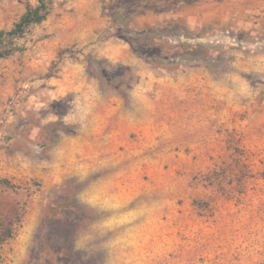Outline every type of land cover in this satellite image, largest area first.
<instances>
[{
	"label": "rangeland",
	"instance_id": "374dc122",
	"mask_svg": "<svg viewBox=\"0 0 264 264\" xmlns=\"http://www.w3.org/2000/svg\"><path fill=\"white\" fill-rule=\"evenodd\" d=\"M38 4L0 0V31ZM50 6L0 58L1 264H264V0ZM84 82L154 134L85 157Z\"/></svg>",
	"mask_w": 264,
	"mask_h": 264
},
{
	"label": "crops",
	"instance_id": "0c3cea01",
	"mask_svg": "<svg viewBox=\"0 0 264 264\" xmlns=\"http://www.w3.org/2000/svg\"><path fill=\"white\" fill-rule=\"evenodd\" d=\"M232 77L229 75V78ZM241 88H229L223 97L227 99L230 111L249 110L251 112L252 102L256 100L260 89H252L248 86ZM100 96L96 97V95L92 94L84 82L81 93L79 94V98H81L80 112L73 116L74 122L81 125V130L76 137V141L77 143H82L85 157L92 158L93 151L98 152L105 159L108 158V153H111V151L119 153L121 151L120 146L129 142L131 132H137L141 136L154 134V130H151V132L145 129L141 131L140 127L145 126V124H141L140 119L134 121L126 117L120 102L114 105L112 102ZM103 103L105 107H101ZM98 108L100 109L99 111L97 110ZM97 111L100 112L98 117ZM251 116L249 115L242 120L243 126L247 129L245 131H250L252 125H264V110L260 112L258 119H252ZM152 122L154 121L148 123L147 126L154 127V123ZM227 122L229 125H232V123L233 126L235 125L232 119H228ZM130 145L133 144L130 143Z\"/></svg>",
	"mask_w": 264,
	"mask_h": 264
},
{
	"label": "trees",
	"instance_id": "16d2710c",
	"mask_svg": "<svg viewBox=\"0 0 264 264\" xmlns=\"http://www.w3.org/2000/svg\"><path fill=\"white\" fill-rule=\"evenodd\" d=\"M50 12V0H39V4L35 7H29L10 30L0 31V58L10 56L14 51L12 47L14 39L25 36V34L29 32L32 25L44 22L49 16ZM199 38L202 39L203 37ZM194 39L195 38L192 40L194 41ZM0 183L11 186L12 188L15 187V185H13L8 178L0 177ZM12 236L13 231L11 229L1 230L0 246L12 238Z\"/></svg>",
	"mask_w": 264,
	"mask_h": 264
}]
</instances>
